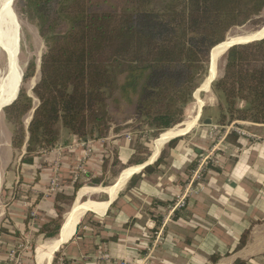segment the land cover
Wrapping results in <instances>:
<instances>
[{"label": "trees", "instance_id": "obj_1", "mask_svg": "<svg viewBox=\"0 0 264 264\" xmlns=\"http://www.w3.org/2000/svg\"><path fill=\"white\" fill-rule=\"evenodd\" d=\"M19 1L45 44L32 96L21 88L3 109L12 151L25 148L20 167L35 166L43 151L54 148L60 129L81 140H101L112 126L118 133L129 122L153 138L180 125L208 75L210 55L229 31L264 25V0ZM34 70L30 63L23 81ZM211 91L218 100L214 124L264 125V38L230 47ZM31 111L26 127L23 119ZM237 138L234 132L227 136L232 144ZM26 182L20 176L19 183ZM9 189L3 182L1 194L6 197ZM73 199L57 196L51 220L40 223L36 234L53 238ZM4 220L0 234L8 233ZM33 250L26 259L32 260ZM58 258L56 252L51 264Z\"/></svg>", "mask_w": 264, "mask_h": 264}, {"label": "crops", "instance_id": "obj_2", "mask_svg": "<svg viewBox=\"0 0 264 264\" xmlns=\"http://www.w3.org/2000/svg\"><path fill=\"white\" fill-rule=\"evenodd\" d=\"M205 84L200 90L207 91ZM202 103L200 114L198 111L193 118L194 124L198 119L196 125L191 129L183 128L184 122L177 125L174 128L180 132L160 146L156 141L169 130L157 138L148 132L146 137L130 141L114 132L101 140H81L60 129L54 148L43 151L35 166L20 167L25 148L14 154L9 143V153L0 157V167L11 173L3 181L10 189L4 217L8 233L0 234V264H18L9 261L8 252L40 237L36 229L51 220L55 198L73 195L60 234L65 237L69 214L84 188L92 191L81 198L76 209L87 202L94 203V209L84 212L72 235L51 258L46 249L38 258L35 254L36 264H51L56 252L63 264H132L139 263L147 252L148 258L141 264H264V135L257 132H264V125L244 122L240 128L246 135L238 136L235 144L226 141V149L218 155L219 165H211L215 170L209 168L204 176V189L190 197L184 208L167 209L181 194L196 156L210 145L209 125L204 121L205 126L199 128L198 124L205 112L206 120L214 124L218 105ZM83 142L91 147L90 157L83 163L84 173L79 170ZM147 168L150 170L145 171ZM22 175L25 184L19 183ZM53 179L59 187L49 192ZM112 188L111 196L107 190ZM93 194H100V199L91 200ZM158 228L162 236L152 245ZM55 236L53 239L60 238ZM104 254L109 261L100 260ZM26 255L20 252L16 256L19 264H28L27 259L22 261ZM212 256L217 257L215 262L210 261Z\"/></svg>", "mask_w": 264, "mask_h": 264}, {"label": "rangeland", "instance_id": "obj_3", "mask_svg": "<svg viewBox=\"0 0 264 264\" xmlns=\"http://www.w3.org/2000/svg\"><path fill=\"white\" fill-rule=\"evenodd\" d=\"M12 10H13V15H14L15 22H16L15 27H16V36H17V45H16L17 47H16V53L14 54V58H15V60L17 59V64H18L19 69L21 70L20 73L22 76L21 82L19 84V91L22 88V89H24V91L29 96H32L31 90L33 89V87L35 86V84L39 80L40 61H41V56L43 55V53L45 51V44H44V41L42 40V38L38 34L37 26L28 19V14H27V12H25L26 9L24 8L23 4L19 0H16L14 2L13 6H12ZM262 28H264V25L262 26ZM262 28H253L252 24H246V25H243L240 27L233 28L227 34L224 42L229 41L230 39H233V38L246 37L249 34L257 32ZM257 38H260V37H257ZM257 38H255V39H257ZM255 39H251L249 41H253ZM224 42H222V43H224ZM231 45H233V44H231ZM226 50L222 53H219L217 58H216V56H214V54L216 52V51H214L213 52L214 53L213 54V61H212V58L210 55V59H209L210 60V66H209L210 73L212 70L215 71L213 80H216L217 77L219 79V77L222 75V71H223V67H224V55L226 53ZM7 57L8 56L6 55V53L0 49V82L4 81L7 77V75L4 74L7 70ZM30 63H34V65H35L34 73H33L31 78L23 81V76L25 74L26 68ZM206 77H205V79H206ZM204 80H203V82H204ZM202 85L203 84H201L200 86H202ZM200 89H201V87L199 89H197L196 90L197 92L195 91V93L193 94V100H194V97H196L197 100L195 99V101L191 105H189V107L186 108L185 118H184L183 122H186L188 120H192L193 118H195L196 115L198 114V111L200 114V109L202 108V105H203L202 101L203 102L207 101V103L208 104L211 103V105H214V104L218 105V100L216 99L215 94L212 93L211 90L208 91L209 87H208L207 91H202ZM198 95H199L200 99H198V97H197ZM33 102H34V106H36L37 101L34 99ZM207 103H206V106L209 107V105H207ZM32 112L33 111H31L29 114H27L23 119V123H24V125H26V127L31 120ZM207 114H208V112H205L203 114V116L201 118L202 120L198 124L199 128L205 126L204 121H206V119L208 117ZM197 120H196L194 125H196ZM138 127L139 126L137 124H133V123L131 124V122H129L128 124L126 123V125H123L121 130L118 133L114 132V126L111 127L110 132H114L113 133L114 136H117V137L121 136V137H124L126 140L128 139L130 141L132 139L135 140L137 138L140 139L144 136L146 137L148 132L151 133V131H149L147 128H141V127L138 128ZM257 132L259 134L264 135V132H260V131H257ZM11 134H12V130H11L9 124L5 121V116H4V113L2 111V113L0 114V157L4 156L7 152L9 153V143H10ZM113 134H111V135H113ZM208 140L210 142V139H208ZM189 172H190V170H189ZM113 175H114V173L109 175V177L113 176ZM10 176H11L10 172H8V174H7L5 172V170L0 167V189L2 188L4 177L9 178ZM90 198L93 201L94 200L97 201L98 199H100V194H93L90 196ZM7 202H8V199L5 198L4 195L1 194V192H0V223H1V220H3L5 215H6L5 214V212H6V206L5 205ZM70 205L64 208L65 213L69 211ZM65 213H64V215H65ZM64 215H63V217H64ZM65 219H66V217H64V219L62 218L63 225H62L61 230L59 231L58 235L55 238H58L60 236L61 232L64 230V228H65L64 224L66 221ZM53 238H46V237L41 235L40 237L34 238L32 242H31V240L29 241L28 247L24 250V252L27 253L26 256H28V253H29L28 251L30 249L34 248V250H33L34 254H33V258L31 261L27 259L28 264H36V258H35L36 249L40 245H44V244L48 243ZM54 256L55 255H53L52 261L54 259ZM23 257L24 258H22V261H23V259L26 260V257L25 256H23ZM57 264H63L60 257L58 258Z\"/></svg>", "mask_w": 264, "mask_h": 264}, {"label": "bare ground", "instance_id": "obj_4", "mask_svg": "<svg viewBox=\"0 0 264 264\" xmlns=\"http://www.w3.org/2000/svg\"><path fill=\"white\" fill-rule=\"evenodd\" d=\"M13 0H0V49L3 50V52L6 53L8 56V71L6 72V79L0 83V108L8 103H10L14 97L16 96L17 89L20 84V69L18 67V64H16V60L14 58V54L16 53V45H17V36H16V22L15 18L13 15V11L11 10L12 8V3ZM11 6V8H10ZM264 35V28L260 29L257 32L251 33L246 37H238V38H233L230 39L229 41H226L222 43L217 50H215L214 56H218L219 53L224 52L228 47L231 46V44L235 43H244L247 42L251 39H255L257 37L261 36L263 37ZM260 38H257L255 40H258ZM213 54L211 56L212 61H213ZM214 65V64H213ZM215 71L212 70L210 73V77L206 81V84L203 89H208L207 83H209L211 80H213ZM197 108V107H196ZM194 124V119L188 120L182 124V127L185 129H191ZM180 131L178 128H174L173 130H169L168 132L164 133L159 141H156L157 146H160V144L166 140L168 137L172 135L178 134ZM168 140V139H167ZM159 148V147H158ZM92 190H89L88 188H84L80 190L77 194V199L74 204V207L72 208L69 218H70V225H69V232L65 237H61L59 239H52L48 243L44 245H40L36 249V255L37 258L40 255H44L45 249L48 250L49 258H51L53 252H55L59 245L61 243H64L67 241V239L72 235L74 232V228L76 225L79 223L81 220L84 212L86 210L94 209L95 205L94 203L87 202L84 204L81 210L76 209L79 201L81 200L82 197H85V195L88 194ZM110 195H113L114 188L107 190ZM90 195V194H89ZM66 231V229H65ZM67 233V232H66ZM62 235V234H61ZM36 258V259H37Z\"/></svg>", "mask_w": 264, "mask_h": 264}, {"label": "built area", "instance_id": "obj_5", "mask_svg": "<svg viewBox=\"0 0 264 264\" xmlns=\"http://www.w3.org/2000/svg\"><path fill=\"white\" fill-rule=\"evenodd\" d=\"M242 124H245V123L236 121V122L231 123L230 125L221 126V125L211 124L208 126L209 128H208L207 136H208V139H210V142H209L210 145L208 149L203 151V153H200L198 156H196L194 165L190 169V172L188 173L187 178L182 186L181 194L178 197H176V199L167 207L169 212H174L178 209L184 208L186 206L187 200L190 197L200 193L204 189V184H203L204 176L211 165L213 166L219 165L218 155H219V152H224V150L226 149L227 136L231 132L236 133L238 136L246 135L245 131H243V129L240 128ZM82 145L84 146V152L82 156V163H80L79 170L82 173H84L83 163L86 159L90 157L91 147L89 145V142H83ZM58 187H59L58 180L53 179L50 184L49 192L54 191ZM33 215H34L33 213H30L31 217ZM161 236L162 235L160 233L159 228L156 229L154 232L155 239L152 242V245H156V243L159 241ZM28 243H29V240H26L25 243H23L22 245H19L15 247V249L10 250L8 252L9 261L19 264L20 260H18L16 256H18L20 252H24V250L28 247ZM142 258H141V261H145L148 258V252ZM100 260L109 261L110 258L107 254H104L100 256ZM140 262L132 263V264H141Z\"/></svg>", "mask_w": 264, "mask_h": 264}, {"label": "water", "instance_id": "obj_6", "mask_svg": "<svg viewBox=\"0 0 264 264\" xmlns=\"http://www.w3.org/2000/svg\"><path fill=\"white\" fill-rule=\"evenodd\" d=\"M16 0H13L12 1V3H11V5L13 6V4H14V2H15ZM10 8H11V6H10ZM12 9V8H11ZM13 11V10H12ZM264 38V36L263 37H261L260 39H258V40H253V41H248V42H245V43H236V44H233V45H231L230 47H232V46H234V45H238V44H247V43H250V42H255V41H259V40H261V39H263ZM230 47H228V49L230 48ZM227 49V50H228ZM226 50V51H227ZM16 64H17V59H16ZM209 66H210V64H209ZM7 70H8V57H7ZM7 70H6V72H7ZM6 72L4 73V74H6ZM21 76V75H20ZM22 77V76H21ZM21 77H20V82H21ZM210 77V69H209V71H208V76L206 77V79L204 80V82L205 81H207V79ZM216 80H218V77H217V79ZM216 80H212L211 82H215ZM203 82V83H204ZM211 82H210V84H211ZM202 83V84H203ZM209 84V85H210ZM201 87V86H200ZM199 87V88H200ZM198 88V89H199ZM197 92V91H196ZM18 93H19V88L17 89V92H16V96L14 97V99L10 102V103H8V104H6V105H4V106H2L1 108H0V114L2 113V111H3V109L4 108H6L7 106H9V105H11L15 100H16V98H17V96H18ZM205 124H207V125H210L211 124V121L210 120H206L205 121ZM64 219V218H63ZM62 225H63V220H62V222H61V224H60V227H59V229H58V232L61 230V227H62ZM58 232L56 233V236L58 235ZM55 236V237H56Z\"/></svg>", "mask_w": 264, "mask_h": 264}]
</instances>
